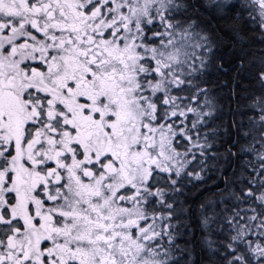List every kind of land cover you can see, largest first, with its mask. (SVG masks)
I'll use <instances>...</instances> for the list:
<instances>
[{
	"label": "snow or ice",
	"instance_id": "snow-or-ice-1",
	"mask_svg": "<svg viewBox=\"0 0 264 264\" xmlns=\"http://www.w3.org/2000/svg\"><path fill=\"white\" fill-rule=\"evenodd\" d=\"M0 264H264V0H0Z\"/></svg>",
	"mask_w": 264,
	"mask_h": 264
}]
</instances>
